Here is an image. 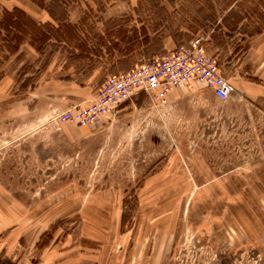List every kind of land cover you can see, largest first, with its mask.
<instances>
[{
	"label": "rangeland",
	"instance_id": "374dc122",
	"mask_svg": "<svg viewBox=\"0 0 264 264\" xmlns=\"http://www.w3.org/2000/svg\"><path fill=\"white\" fill-rule=\"evenodd\" d=\"M39 1L0 0L49 36H0V264H264V0ZM194 37L227 100L193 84L58 120Z\"/></svg>",
	"mask_w": 264,
	"mask_h": 264
},
{
	"label": "built area",
	"instance_id": "2783aa9c",
	"mask_svg": "<svg viewBox=\"0 0 264 264\" xmlns=\"http://www.w3.org/2000/svg\"><path fill=\"white\" fill-rule=\"evenodd\" d=\"M193 84L205 87L219 100H227L232 92V86L221 75L215 57L205 52L200 37L179 42L172 49L127 71L107 75L91 101L84 105H70L58 114V120L87 125L139 92L161 99L171 88H190Z\"/></svg>",
	"mask_w": 264,
	"mask_h": 264
},
{
	"label": "trees",
	"instance_id": "16d2710c",
	"mask_svg": "<svg viewBox=\"0 0 264 264\" xmlns=\"http://www.w3.org/2000/svg\"><path fill=\"white\" fill-rule=\"evenodd\" d=\"M42 2L43 1L41 0L38 3L40 7L43 6ZM50 16L53 17L52 14ZM236 23V21L230 23L228 19L223 21V24L227 29L234 28ZM38 25V22H35L24 10L17 6H12L10 8L1 7L0 36H2L1 39L4 42L3 47L9 52H13L24 42L35 51L40 52L42 49V43H45L49 39V36L46 35L45 32L39 31ZM43 25H46V27L49 28L51 24L43 23ZM239 28H241V32L246 36H252L253 34L260 32L259 29L248 31L243 25ZM222 35H224V33ZM218 38H220V36ZM77 56H79V54ZM3 263L11 264L9 260H4Z\"/></svg>",
	"mask_w": 264,
	"mask_h": 264
},
{
	"label": "crops",
	"instance_id": "0c3cea01",
	"mask_svg": "<svg viewBox=\"0 0 264 264\" xmlns=\"http://www.w3.org/2000/svg\"><path fill=\"white\" fill-rule=\"evenodd\" d=\"M243 36H246V35H244V34H242ZM107 114H105L104 116H106ZM96 122V120L95 121H93V122H91V123H89V124H94Z\"/></svg>",
	"mask_w": 264,
	"mask_h": 264
}]
</instances>
